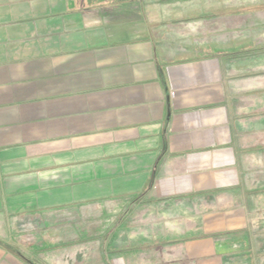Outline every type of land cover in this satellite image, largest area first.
<instances>
[{
	"label": "crops",
	"instance_id": "1",
	"mask_svg": "<svg viewBox=\"0 0 264 264\" xmlns=\"http://www.w3.org/2000/svg\"><path fill=\"white\" fill-rule=\"evenodd\" d=\"M115 1L146 0H0V242L7 219L100 196L125 202L109 264H264L244 155L264 110L234 105L244 62L155 37L142 10L115 21L133 17Z\"/></svg>",
	"mask_w": 264,
	"mask_h": 264
},
{
	"label": "rangeland",
	"instance_id": "2",
	"mask_svg": "<svg viewBox=\"0 0 264 264\" xmlns=\"http://www.w3.org/2000/svg\"><path fill=\"white\" fill-rule=\"evenodd\" d=\"M149 1L138 5L139 11L142 10L143 15L147 16L145 21L149 28L157 30L158 35L155 37L179 46L220 47L229 59H242L244 63L239 62L236 67L239 76L237 81L239 84L250 83V88L248 91L234 89V105L240 109L263 107L264 110V0H194L186 3H182V0ZM171 1L180 3L158 6ZM252 3L259 5L248 8ZM118 5L119 2H116L111 7L122 12V8H116ZM104 6L98 4L97 10L104 13ZM236 8L238 10L226 13ZM223 10L226 12L221 15H207ZM184 17H188V20L172 21ZM231 49L236 52L233 53ZM249 63L253 66L248 67ZM244 74L255 76L246 79ZM245 137L248 145L244 152L247 182L250 187L263 190L264 122H259L252 131H247ZM258 149L261 151L257 152ZM68 204L66 207L49 206L46 217L51 219L45 222V210L37 211L34 216L27 214L14 216L9 221L7 219L3 238L6 242H0L1 251L14 255L26 264H84L91 263L88 256L93 255L99 257L98 264H109L110 256L124 250L119 248L124 200L103 199L99 196L94 200H76ZM130 218L138 219L139 211L130 215ZM254 225L261 249H264V201L261 202ZM114 235L115 243L111 241ZM139 247L132 246L131 251Z\"/></svg>",
	"mask_w": 264,
	"mask_h": 264
},
{
	"label": "trees",
	"instance_id": "3",
	"mask_svg": "<svg viewBox=\"0 0 264 264\" xmlns=\"http://www.w3.org/2000/svg\"><path fill=\"white\" fill-rule=\"evenodd\" d=\"M183 2L182 3H186V2H188V1H194V0H182ZM151 2V0L148 2V3H150ZM174 3H180V1H171L169 4H158V6L159 5H161V6H164V5H170V4H174ZM254 5H259V4H250L249 6H248V8H252ZM128 7L130 6V9H132V11H133V13H131V14H133L132 16L133 17H131V18H128V19H121V20H118V21H139V20H141V19H143V18H140V16H139V10H140V8H139V5L137 4V3H132V4H129V5H127ZM126 6V4L125 5H123L122 6V9L124 10L125 9V7H127ZM261 6V5H260ZM260 6H258L257 8H260ZM127 7V8H128ZM138 9V12H136V10ZM256 9V8H255ZM235 10H238V8H236V9H230L229 11H225V10H223V11H218V12H212V13H210V14H207V15H216V14H224L225 12L226 13H231L232 11H235ZM236 12H239V11H236ZM185 21V20H188V17H184V18H182V19H176V20H172V21Z\"/></svg>",
	"mask_w": 264,
	"mask_h": 264
}]
</instances>
